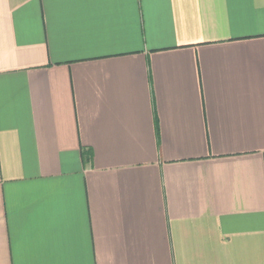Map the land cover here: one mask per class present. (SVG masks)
<instances>
[{"label": "crops", "instance_id": "0c3cea01", "mask_svg": "<svg viewBox=\"0 0 264 264\" xmlns=\"http://www.w3.org/2000/svg\"><path fill=\"white\" fill-rule=\"evenodd\" d=\"M0 264H264V0H0Z\"/></svg>", "mask_w": 264, "mask_h": 264}]
</instances>
